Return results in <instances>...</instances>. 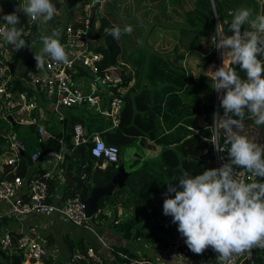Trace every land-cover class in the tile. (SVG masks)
Listing matches in <instances>:
<instances>
[{
  "label": "trees",
  "instance_id": "16d2710c",
  "mask_svg": "<svg viewBox=\"0 0 264 264\" xmlns=\"http://www.w3.org/2000/svg\"><path fill=\"white\" fill-rule=\"evenodd\" d=\"M174 1L178 3L179 0ZM210 1L215 9V13L212 10L213 7H211ZM201 2L202 5L196 4L195 10L192 12L195 18L190 17L188 10H185L184 15L179 20L160 22L155 25L151 24L149 32L157 30L158 27L162 29L165 27L176 31L179 37L178 40L182 44H185L186 49L192 50L200 47L202 36L210 38L216 33L214 14H216L218 25H220L224 35L231 36L234 33L229 30V25L238 9H251L253 18L259 15V12L264 13V6L261 9L256 0H201ZM80 12L84 13V9L81 8ZM92 23L91 35L100 43L97 49L103 53V58L99 62L100 68L104 69L109 66L124 65L121 63L120 56L122 55L132 64V70H135L137 65L140 66L139 69L142 71V76L137 78V87L131 86L123 95L124 102L121 108L119 123L112 129H106L109 121L107 120L108 123H106V120L97 113H83L81 115L69 113V116H66L65 123L68 128L73 125L76 119H82L85 136L89 137L94 132H100L107 142L115 143L119 146L118 162L106 163L102 167V158L97 159L90 154L89 142L78 146L71 145L70 129L65 134L69 152L62 163V167L68 173L75 172L74 182L72 183L73 188L69 194L78 193L85 198L92 186H102L111 180L117 172V163L129 162L130 168L124 166L126 171H128L124 183L121 186L115 185L111 194H105L100 197L97 206L99 209L98 217L106 221V226L115 234L130 243L154 240V244L157 246H164L171 239L181 234L178 231V224L173 223V218L166 216L163 212L165 199L174 198L175 196V193H168L169 182L173 186H178L179 176L183 173L186 172L193 177L200 175L206 171L213 160V142L211 140L213 132L208 128V122H200L201 118L197 117V113L204 114L208 118L209 115L212 116L214 106L212 93L207 95L206 103L201 102L197 98L200 94L199 87L202 85L200 82H204L205 80L212 81V79L211 76L204 74L203 81L190 82L196 85L188 84L189 81L187 82V79L184 81L185 85H182L181 82L183 80L176 77V74L185 75V68L179 64L174 65V63L176 60H181L184 54L182 51L177 52L179 48L177 44H174L169 50V53L173 54L175 60L173 64L164 58L162 49H159L162 48V43L161 41H156L157 38H154L146 46H136L127 55H124L121 52L118 40L114 39L109 32H103L106 20L101 19V17L98 19L93 14ZM247 28L248 26L244 25L241 31L243 32ZM140 53H143V55H140ZM258 58L264 60V56ZM153 59H157L163 66L165 65L169 69V72H165L161 79L159 77L162 73L153 74L148 71L151 62H154ZM223 59L222 56L220 67L223 66ZM212 61H214V58L209 54L205 58V62L210 63ZM229 67L237 71L242 78H246V74L240 69L239 65H229ZM131 81V74L121 70V80L116 82L112 88L117 91L120 85L126 86ZM16 84L19 87L22 86L19 82H16ZM190 86H193L194 94L183 97L184 93L191 90ZM156 87L158 91H156V94L153 93L149 96L148 103L147 89L151 88L154 90ZM176 87L180 88L181 95L176 94L178 93ZM209 87L212 86L209 85ZM157 94L160 95V99L158 100H156ZM180 96L183 97V100ZM164 98H168V102L164 103ZM169 104L174 109H170ZM194 105H197V107ZM176 106L178 107L177 111ZM185 109L193 112L191 118H187L186 115L182 114V111ZM217 110L223 116L224 109L221 107V101L218 103ZM163 112L164 114L166 113L164 117L161 115ZM72 118L74 120H71ZM179 118L184 119L185 122L190 119L195 131L188 132L184 130L180 136L170 138L166 133V129H168L171 121H178ZM53 126L49 129L54 130ZM13 127L19 133L25 128L29 136H33V139L37 143L39 142L37 135L34 134V125L16 124ZM3 128H5L4 124H0V130ZM2 140L6 142L0 134V141ZM29 141L25 149L20 153L19 163L16 168V173L21 176L26 174L28 166L33 163L31 153L34 151V148L32 141ZM217 141L224 146L223 154L231 162L228 153L230 144L225 143L226 133L222 129L217 132ZM56 143L54 139H51L49 142L50 145H55ZM147 145H152L154 146L153 148L156 147L158 149L153 157H149L146 153L145 147ZM122 146H135L136 149H131L130 151H133L138 159H133L130 153L126 152L124 154ZM205 148L207 152L205 154L201 153ZM84 162H87L85 168L82 167ZM83 170L86 171L87 178L81 177ZM4 175L6 173L2 174V176ZM173 177H176V179L172 180ZM52 189L53 184L50 182L49 191L51 192ZM149 217L153 218V222L147 227ZM9 233L11 235V242L6 250L15 254L16 259L14 260V264H19L21 257L24 256L17 246L20 233L14 230H9ZM65 241L67 242L70 255L72 249L75 247L80 252L86 251L82 239H78L76 244L68 237L65 238ZM111 248L115 254L118 251L133 253L126 245L111 244ZM116 259L117 256L114 260ZM255 264H264V257L258 255L255 258Z\"/></svg>",
  "mask_w": 264,
  "mask_h": 264
},
{
  "label": "built area",
  "instance_id": "2783aa9c",
  "mask_svg": "<svg viewBox=\"0 0 264 264\" xmlns=\"http://www.w3.org/2000/svg\"><path fill=\"white\" fill-rule=\"evenodd\" d=\"M21 3V0H13L11 8L13 12L17 13L20 20L25 19L28 23V26L22 30L23 36L21 37L27 43L34 19L31 16L27 19L21 17L22 10H19V6L22 7ZM83 9L84 13L80 12V16L65 22L62 27L61 35L71 61L68 65L46 57L43 69H38L36 61L31 71L17 78L14 75V68L19 50L17 51L14 45L8 44L0 36V124L5 126L0 130V134L7 141L11 151L5 158L6 164L11 168L6 172V175L0 178V199L8 202L6 213L15 217L28 213L50 216L56 212L74 225L92 229L89 220L98 216V208L92 216H87L84 198L78 193L54 201L49 191V183L53 177L52 168L59 167L63 161L64 153L69 152L65 140L66 114L62 112L67 111L68 107L86 104L96 109L115 127L119 123L124 102L123 86L120 85L117 91L112 88L116 82L121 80V70L118 66L100 68L99 62L103 58V53L97 49L100 43L91 35L93 13L90 12V4H87ZM5 27V23L0 24V29ZM16 82L22 86L19 87ZM46 106L56 113L57 120L60 124L62 123L61 130L54 132L46 127L44 110ZM16 124L34 125V134L37 135L39 141L38 146L42 144V147H37L31 153V160L36 162L41 149L49 147L50 151L46 156H49L53 161L50 169L48 167L39 176L28 180L25 192L20 191L23 177L16 173V168L20 153L25 149L26 143L21 138L19 131L13 127ZM51 139L57 143L50 145ZM211 140L213 142V160L206 170L220 168L224 164L230 163L223 151L218 148L224 150V146L217 141V135H213ZM70 142L74 146L89 142L90 154L97 159L102 158V166L106 163L118 162L119 146L107 142L100 132H94L89 137L85 136L83 125L80 122L73 123ZM206 152V148L201 151L203 154ZM86 163L82 164L83 168L86 167ZM233 168L237 173V178L244 182H255L256 180L264 182V178H256L245 169L235 165ZM86 176L87 173L83 170L81 177L85 178ZM1 215L2 211H0ZM97 236L106 249L112 250L101 236L98 234ZM185 240L186 238L179 234L164 246L149 245L147 248L150 249V253L146 251L133 254L118 251L115 254L113 252L114 258L117 256L116 260L114 258L103 260L96 254L94 248L88 245L84 252L74 251L72 259H83V264H184V262H188V264H222L218 259L219 254L211 247L202 254H195L189 249ZM0 242L4 247L10 244L9 231L1 236ZM17 242V246L23 254L35 260L42 259L48 253L49 248L52 255L55 249L49 237L39 233H21ZM52 245L53 247H51ZM256 249V255L252 249L251 255L245 253L236 256L233 259V264H255V258L258 255L264 257V249ZM150 255H155V257L152 258Z\"/></svg>",
  "mask_w": 264,
  "mask_h": 264
},
{
  "label": "clouds",
  "instance_id": "9594fccd",
  "mask_svg": "<svg viewBox=\"0 0 264 264\" xmlns=\"http://www.w3.org/2000/svg\"><path fill=\"white\" fill-rule=\"evenodd\" d=\"M19 10L33 19L42 17L47 23L53 19L57 6L52 0H27ZM2 19L6 27L0 29V36L17 51L24 48L26 42L17 27L20 22L17 13L5 14ZM244 25L248 28L242 32ZM229 30L234 34L225 36L220 25L217 26L212 43L218 50H224L223 66L209 72L213 88L223 93L220 100L224 114H214V128L226 133L231 162L195 177L183 173L178 186L169 182L168 193L175 196L165 199L163 204L164 214L178 224L189 249L202 254L211 247L222 264H233L236 256L245 253L251 255L254 248L264 249V182H244L237 178L233 168L235 165L256 178H264V145L236 131L243 127L246 117L254 118L257 126L264 125V60L258 58L264 56V14L253 18L251 9L240 8ZM106 31L116 40L122 34L119 27ZM131 32V26L123 29L124 34ZM61 33V29H56L50 36L42 37L43 47L34 57L38 69L44 68L46 57L65 65L71 63L66 45L60 41ZM229 65H239L246 78Z\"/></svg>",
  "mask_w": 264,
  "mask_h": 264
},
{
  "label": "rangeland",
  "instance_id": "374dc122",
  "mask_svg": "<svg viewBox=\"0 0 264 264\" xmlns=\"http://www.w3.org/2000/svg\"><path fill=\"white\" fill-rule=\"evenodd\" d=\"M256 2L259 4L260 8L262 9V7L264 6V0H256ZM87 4H90V12L95 14L96 18L100 19L101 17V19L103 18L106 20V24L104 25V31H103L104 33L108 32L106 30H111L113 27L121 28L122 34L120 39L118 40V43L120 44L121 52H123L124 55H127L128 52H130L136 46L138 45L146 46L148 45V43L150 44V42L154 38H157L156 41L158 42L161 41L162 43V48L159 49H162L161 51L164 55V58L173 64L175 60L173 54L169 53V50L174 46V44H177L179 47L177 52L182 51L184 54L181 60H176L174 63V65L179 64L185 68V75L176 74V77H179L183 80L181 82L182 85H185L184 81L186 79L187 82L189 81L188 84L190 82L203 81L204 74L206 76L208 75L211 76V73L209 71H215L220 68V64L222 61L221 53L224 50L222 49L218 50L215 47V45L212 43V37L208 38L207 36H202L200 40L201 43L200 47H196L192 50H188L185 48V44H182L178 40L179 37L176 31L169 30L165 27H163L164 29L158 27L157 30H153L149 32L151 24L155 25V24H159L160 22H170V21L172 22L174 20H179L184 15L185 10H188L190 17L195 18L192 12L195 10L196 4L202 5L201 0H179L178 3H175L174 0H62L61 7L57 9L52 20L48 21L47 23L44 22L42 17H39V19L37 20V27L33 30L32 34L30 35V40L33 41L32 43H30V45L33 47L32 54L40 53L43 47V43H42L43 36H50L51 33L56 29L62 30L64 23L67 21H71L74 17L80 16L81 8H84ZM211 7H213L212 3H211ZM212 10L215 13L214 7ZM10 12L12 11L10 10ZM259 14H261V12H259ZM25 16L26 19L30 17L27 14H25ZM213 17L215 21V29H217V24L219 23L216 18V14H214ZM19 21L20 22L17 25V27L20 28L21 30H24L25 27L28 26V23L25 21V19L23 20L19 19ZM126 26H131L132 28L131 34L123 33V29ZM42 33L45 35H41ZM104 33H103V37H104ZM215 35L216 33L214 34V36ZM60 41L62 44L65 45L64 40L61 39V36H60ZM22 49L23 48L19 50V53L17 55V63L21 61V59H24L23 54H21ZM209 54L212 55L214 61L207 63L205 62V58L208 57ZM140 55H143V53H140ZM121 56H120L121 63L124 65H119L118 66L119 69L122 70L123 72L131 74L132 76L131 82H138L137 78L139 76H142V71L139 69L140 66L137 65L135 70H132L131 67L132 64L125 57L123 56L121 57ZM153 61L154 62H151V66L148 68V71H150L153 74L162 73V75L159 77L161 79L165 72L166 73L169 72V69L165 65L163 66L162 63H160L157 59H153ZM205 81L200 82L202 83V85L199 87L200 94L198 95L199 97L197 98L201 102L206 103L207 95L209 93L210 94L212 93L213 95L212 101L214 103L212 116L209 115L208 118L205 117L204 114L197 113V117L199 116L201 118L200 122L201 121L208 122L209 123L208 128L213 132V135H217V130L214 128V114L218 112L217 110L218 103L219 101H221L220 97L223 93L217 92L213 88L212 86L213 81H206L209 83H206ZM190 85H196V84L190 83ZM209 85H211L212 87H209ZM190 88L191 90H189L187 93H184L183 97L194 94L193 86H190ZM176 90H178V93L176 94L181 95L180 88L176 87ZM183 97H181L182 100ZM166 102H168V100L164 101V103ZM46 103L48 104V102ZM169 106L170 109H174L171 104H169ZM194 106L197 107V105ZM177 108L178 107L176 106V111ZM89 109L93 110L95 113H98L96 109L86 104L80 106L68 107L67 112L72 115H81L83 114V111L85 113L89 112ZM182 112H183L182 114L186 115L187 118H191L193 114V112H190L187 109L183 110ZM161 115L164 117L166 113L164 114L163 112L161 113ZM50 118L52 119V121H55L54 116H51ZM106 123H108L107 120ZM58 126L60 127L59 121H58ZM184 130L190 132V131H195V128L192 125L190 119L187 122H185L184 119L179 118L178 121L176 120V133L171 134L170 138H173L175 136L176 137L180 136ZM236 131L241 135L247 136L253 142L260 145H264V125L257 126L254 123V118L249 119L246 117L243 123V127L241 129H237ZM71 145L74 146L73 143H71ZM4 146L5 148L3 150L5 151L4 152L5 155H9L11 152L8 148L7 141L4 142ZM122 148L124 154H126V152L130 153L131 149L133 150L136 149L135 146H122ZM5 155H3V158L5 157ZM39 163L45 169H47L53 163V161L49 156H46L44 160L39 161ZM147 222H148L147 227H149L153 222V218L149 217ZM89 223L93 230L90 228L74 225L66 220H64L63 223L61 222L58 227L61 230H63V228H65L66 225H68V228L70 226L73 227L75 232H70L69 230H65V234L67 233L70 236L69 239L74 244H76L77 240L80 239V237H82V239H84L85 242H90L91 244H95L98 242V247L101 248V243L99 242L97 234L103 237V239L107 243L116 242L120 244V242H122L123 244L124 241L128 242L125 239L119 237L117 234H116L117 238L114 237L112 239L113 236L111 233L112 230L105 227L107 225L106 221L101 220L98 216L92 217L89 220ZM3 230L4 229L0 230V234H2ZM78 230L80 233H76V231ZM154 242H155L154 240H149V241L145 240L141 242L142 247L140 246L138 248L137 247H132V248L129 247V248L132 249L131 252H133V254H140V253H144L145 248L149 247V245L153 246ZM125 244L130 245L129 242ZM253 253L254 255L257 254L256 248L253 249ZM150 256L152 258L155 257V255H150ZM43 258H53L51 256L50 248L48 253L45 256H43Z\"/></svg>",
  "mask_w": 264,
  "mask_h": 264
},
{
  "label": "crops",
  "instance_id": "0c3cea01",
  "mask_svg": "<svg viewBox=\"0 0 264 264\" xmlns=\"http://www.w3.org/2000/svg\"><path fill=\"white\" fill-rule=\"evenodd\" d=\"M12 2H13V0H0V24L6 23L2 19V17L5 14H12L13 13L12 8H11ZM21 2H22L21 4L23 7L26 5L27 0H21ZM58 2L60 3V6H59V8H60L62 0H58ZM10 10L12 12H10ZM21 17L26 18L25 13L23 11H22ZM38 19L39 18L33 20L35 27H32L31 34H32L33 30L37 27V20ZM34 24H33V26H34ZM41 35H45V34L42 33ZM28 39L29 40L26 43V46L22 49V52H21V54H23V56H24V59H21V61H19L18 63L16 61V63H15L14 75H16L17 78H20L23 74H26L27 72L31 71L34 68V65H35L34 63L36 62V60L34 58L35 54H32L33 53L32 52L33 47L30 45V43H32L33 41L30 40V36ZM61 39L63 40L62 35H61ZM131 86L137 87L136 82H129L126 86H123L122 89H123V91L126 92L127 89L130 88ZM141 86H142V84H141ZM82 87L84 88L83 85H82ZM157 87H159V85H157ZM157 87L154 90L151 88L147 89V92H148L147 102L148 103H149V99H150L149 96H151L153 93L156 94V91H158ZM158 99H160L159 94L156 95V100H158ZM165 100H168V98H164L163 102ZM44 110L46 113V119H45L46 127L49 129L50 127H52V125H54L53 126L55 128L53 130L54 132L61 130V124L62 123L60 124V127H59L56 113L54 111H52L51 108H49L48 106H46L44 108ZM62 113L66 114V116L69 114L67 111H63ZM83 113H85V112L83 111ZM87 113L96 114L93 110H90V109H89V112H87ZM97 114L102 116L99 112ZM51 116L55 117V121H52V119L50 118ZM71 120H74V119L72 118ZM106 120H108V119H106ZM74 122H80L83 125L82 119H76ZM71 128H72V126L69 128H68V126H65V132L66 133L69 132ZM108 128L109 129L113 128V126L110 124V122H109L106 129H108ZM166 133L169 135V137L171 134L176 133V120L170 122L168 129H166ZM20 136L25 141L26 144H28L27 143L28 140H30L29 142H31L33 139V136L32 137L29 136V133L26 131L25 128H23L22 131L20 132ZM30 137H31V139H30ZM0 143H1L0 144V178H1L2 174L6 173L11 167L8 164H6V161H5V158L8 155H5V153H4L5 151L3 150L5 148L4 141L2 140V141H0ZM32 143H33L32 146H33L34 150H36V148L40 146V144L38 146V143L36 142L35 139H33ZM153 147L154 146H152V145H147L145 147L146 153L149 155V157H153L157 153L158 149L156 147L155 148H153ZM66 154L67 153H64L63 161L65 159ZM3 155H5L4 158H3ZM130 155L132 156L133 159L137 158V156L134 154L133 151H130ZM63 161L61 162V165L59 167H54L51 170V173H53V175H52L53 177H52V180H50V182H52V184H53V189L50 192V194H51V197L53 198L54 201L59 200L60 198H65L67 196H70L69 193H71V190L73 188L72 183L74 182L75 172L68 173V171L64 167H62ZM128 163L129 162H127V161H125V163H123L126 168L127 167L130 168ZM50 168H51V166H49V169ZM45 170L46 169L39 163V161H36V162H33L32 164H30L27 168L26 174H24L22 176L23 177V184L21 186L20 191L25 192L28 180L31 178H34L36 176H39V174L43 173ZM49 185H50V183H49ZM7 207H8V202L4 199H0V211H2V215L0 216V230L4 229L2 234H0V238L5 232H8L9 230H14L15 232L20 233V234L24 233V232L39 233L41 235L48 236L49 239L51 240V243L54 245V248H55L54 253L51 255L53 258H43L40 260H35L33 258H29L28 256H26L24 254V256L21 257L19 264H83L84 263L83 259H81V260L72 259V253L74 251H76L77 248L75 247L74 249H72V253L70 255V251H69L68 246L66 244L67 242L65 241V238L66 237L69 238L70 236L67 233L65 234V230H69L70 232H75V230L73 229L72 226H70L68 228V225H66L65 228H63V225H62L63 230H61L58 226L61 222L63 223L65 219H63L56 212L52 213L50 216H45V215L38 214V213H28V214H22L19 217H15L13 215L6 213ZM105 227H107V226H105ZM76 233H80L79 230L76 231ZM111 233L113 235L112 239L114 237L117 238L116 234H114L112 231H111ZM80 239H82V237H80ZM82 241H83L85 247L88 245H91L99 257H101L105 260H111L114 258L113 251L110 250L109 248L106 249L105 246L101 243L100 239H99V242L101 243V248L98 247V242L95 244H91L90 242H85L84 239H82ZM125 243H128V242L124 241L123 244H122V242H120V244H118L116 242L115 243L108 242L107 244L109 246H111V244L126 245V247H128V248L129 247L130 248H132V247L138 248L141 246V243H130L129 242L130 245L125 244ZM53 245H52V247H53ZM6 248L7 247H4L0 242V264H14V260L16 259V256L14 253L8 252L6 250ZM130 250H132V249H130ZM149 250L150 249L147 250V247H146L144 252H146V251L148 252ZM148 253H150V251ZM184 264H188V262H184Z\"/></svg>",
  "mask_w": 264,
  "mask_h": 264
},
{
  "label": "water",
  "instance_id": "95a60500",
  "mask_svg": "<svg viewBox=\"0 0 264 264\" xmlns=\"http://www.w3.org/2000/svg\"><path fill=\"white\" fill-rule=\"evenodd\" d=\"M52 2L57 6V9H58L60 6V3L58 2V0H52ZM33 27H35V24ZM40 147H42V144H40ZM49 151H50L49 147H44L43 149H41V151L39 152L38 161L43 160ZM127 175H128V171H126L124 164L117 163V172L113 175V177L111 178L109 182H107L106 184L102 186H98V185L92 186L90 192L84 198V201L86 204L87 216H92L94 214V212L97 209L98 201L100 197L105 194H111L112 189L114 188L115 185L121 186L124 183V180L127 177Z\"/></svg>",
  "mask_w": 264,
  "mask_h": 264
}]
</instances>
